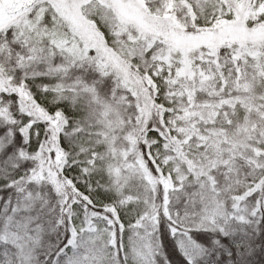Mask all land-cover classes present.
<instances>
[{"label": "snow or ice", "instance_id": "snow-or-ice-1", "mask_svg": "<svg viewBox=\"0 0 264 264\" xmlns=\"http://www.w3.org/2000/svg\"><path fill=\"white\" fill-rule=\"evenodd\" d=\"M0 264H264V0H0Z\"/></svg>", "mask_w": 264, "mask_h": 264}]
</instances>
